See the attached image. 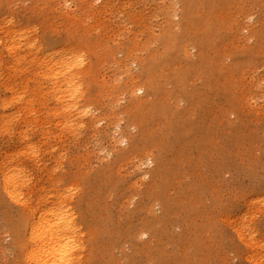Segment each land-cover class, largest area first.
Masks as SVG:
<instances>
[{
	"label": "rangeland",
	"instance_id": "rangeland-1",
	"mask_svg": "<svg viewBox=\"0 0 264 264\" xmlns=\"http://www.w3.org/2000/svg\"><path fill=\"white\" fill-rule=\"evenodd\" d=\"M63 1L0 0V20L3 18L9 27L13 22L26 28L28 33L31 30L32 36L36 33L40 42L48 38L65 42L70 37L77 39L87 27L86 39L105 42L104 45L112 52L118 53L117 59L132 47L134 39L141 45L147 38L148 28L154 31L156 38L162 37L166 29L161 6L156 0H100L93 2L89 12L82 9L81 2L85 0H68L66 7H62ZM242 2L239 9L235 10L233 5L230 11L249 30L243 31L244 36L238 35L217 49L216 52L228 57L221 71H214L211 85L203 92L201 106L194 108L191 116L183 114V122L176 126L178 113H183L188 107V102L183 100L174 107L173 132H168L169 122L154 113L157 101L154 94L149 95L135 113L134 117L138 118V122H134L135 129L129 118L120 116V128L114 132L116 135L126 132L132 139L138 134L139 127H143L145 135L142 139L145 140L136 151L130 148V144L119 145L121 150L130 149L128 159L116 165V171L102 172L108 162L115 160V156L109 154L108 143L112 141L113 133L105 123L89 134L80 132L83 137L80 133L72 134L77 136L74 139L67 131L59 132L62 126L42 125L45 117L35 122L36 115L27 117L29 112H25L15 116L18 127L7 134L10 138L0 133V164L5 159L4 153L8 156L12 152L9 155L14 156L8 158V162L13 159L12 164L11 161L6 162L27 168L30 186L35 185L39 189L34 194L31 187H28L31 194L27 193L28 188L25 189L24 198H30L22 202L34 204L40 197H45L46 202L57 194L55 189L61 185H76L72 193L60 195V201L70 209L82 235L79 238L81 251L77 256L80 260L75 264H264V204L256 202L264 199V53L254 55L251 61L228 74L232 71L234 58L244 62L254 47L256 40L250 37L252 31L264 29V0ZM129 7L135 10L134 18L130 16ZM68 32H72L71 36ZM158 47H162L160 41L156 45ZM14 51L8 54L12 55ZM209 54L217 56L215 52ZM102 57L100 79L113 81L120 74L119 70L126 67L113 65L107 52ZM136 66L129 65L134 76L139 75ZM183 74H186L185 69L181 71ZM195 84V89L202 87L201 81ZM31 88L28 83L27 98L31 96ZM167 88L174 93L180 92L171 85ZM139 96L142 94H137ZM119 98L117 107L120 115L127 109V102L123 95ZM109 102L110 98H99L97 106L100 107L96 114L108 112ZM147 105L153 107L145 110ZM12 111L6 113L10 115ZM23 117L26 118L25 124ZM186 126L188 130L185 132ZM97 129L98 133L95 132ZM18 131L22 132L26 142L31 141L44 151L42 154L45 153L48 170L44 167L39 169L43 155L35 163L28 162L31 149L27 146L23 150L25 157H21L19 152H24L18 142ZM118 135L116 139L121 140ZM161 137L164 146L169 144L170 147L164 159L167 177L156 164L130 163L129 156L140 151H150L153 157L158 158L161 148L157 141ZM8 139L12 142L7 143ZM57 166H62L61 170L56 171L54 168ZM57 180H61L60 183ZM156 180L160 182L152 192L149 189ZM152 199H156L157 204L150 212ZM0 200V207L5 205V209L0 208V264H20L21 250L15 245L11 226L19 220L22 210L18 203L4 194L1 184ZM250 201L254 203L249 205ZM3 211L8 213L4 215ZM2 216L9 218L2 219ZM148 229H153L156 236L147 233ZM137 233L141 235L137 236Z\"/></svg>",
	"mask_w": 264,
	"mask_h": 264
},
{
	"label": "bare ground",
	"instance_id": "bare-ground-1",
	"mask_svg": "<svg viewBox=\"0 0 264 264\" xmlns=\"http://www.w3.org/2000/svg\"><path fill=\"white\" fill-rule=\"evenodd\" d=\"M95 1L100 0H85V2H81L84 12H89L93 8V2L96 3ZM101 1L104 2V0ZM242 1L156 0L158 5L161 6L160 11L164 20L163 23L165 22L166 24L164 34L162 37L156 38L154 31L148 28L145 41L140 45V42L134 39L132 47L127 48L126 52L123 51L121 54L123 56L121 59H117L116 55L118 53L112 52L107 45H104L105 42H98L90 38L91 42L86 39L88 37L86 33L88 31L87 27L83 29V33L77 39L70 37L65 42L48 38L47 41L40 42L36 33L35 36H32L31 30L28 33L26 28H22L13 22L9 27V24L2 18L0 20V133L3 135L5 133L7 136L13 130L15 131L14 127H18L15 116H17V113L23 115L25 112H29L27 117L36 115L35 122H39L45 117L42 125L62 126L59 132L65 133L67 131L66 133L68 135L71 134L74 139L77 137L75 136L77 133L85 132V134H89L92 131L94 132L98 125L105 123L106 128L111 129V133H113L112 141H108V143H110L109 154L115 156V160L112 163L108 162L102 172L107 174L108 172L116 171V165L128 159V150L131 148L136 151L140 143L145 140L142 139L145 135V131L142 130L143 127H139L138 134L132 139L127 137L126 132H118L121 140L119 138L116 139L118 134L116 135L114 132L115 130L117 132V129L120 128V116L129 118L133 124L138 122V118L134 117L135 113L142 107L146 98L154 94L157 96L154 107L147 105L145 110L153 107L154 113L158 116H163L169 122L168 132L172 133L174 107L178 106L183 100L188 102V107L185 111L178 113L177 126L180 122H183L181 118L183 114L186 117L191 116V111L201 106V99L204 96L203 92L211 85L214 79L213 74L221 71L223 62L228 57L224 53L216 52L218 51L217 49L221 45L229 44L242 34L244 36L243 31L249 30L241 22H238L234 12L231 13L230 11L233 5H235V10L239 9V6L244 4ZM68 2V0H64L61 3L62 7L68 6ZM131 7H129L130 16L134 18L135 10ZM87 17L89 18V15ZM175 19H178V21H175ZM71 34L72 32H68V36H71ZM250 37L256 40L254 47L248 52L244 62L238 61L236 57L234 58L233 67L230 68L232 71L228 74L241 67L243 63L251 61L254 55L264 53V29L253 30ZM159 41L162 47L156 48ZM13 50L15 51L12 55L8 54ZM106 52L108 58L113 61V65L126 67L121 68L119 70L120 74L109 82L104 81V79L101 80V75L99 76L100 68H102V55ZM210 52H215L217 56H211ZM130 64L137 65L138 76H134V72L131 73ZM183 69H185V75H181ZM113 70L115 69L113 68ZM200 81L202 82V87L195 89V83ZM28 83L32 86L29 98H27ZM168 85L179 89L180 92L168 91ZM139 93L142 94L141 97H137ZM121 95L127 102L125 106V109H127L119 115L117 106ZM99 98L103 100L111 99L108 112L96 114L100 107L97 106L99 105ZM35 107L38 110H35ZM11 109L13 111L8 115L6 112ZM42 111H44V114ZM39 113L43 114V118H41L42 114ZM158 119L161 120L159 117ZM22 122L23 124L26 123L25 117H23ZM132 126L135 129V124ZM166 128L168 127L166 126ZM98 129L95 132L98 133ZM177 129H180L179 126ZM187 130L188 127L186 126L185 132ZM72 134H75L73 135L74 137ZM54 135L56 138V133ZM99 136L100 133L97 137ZM17 138H19L18 142L21 144L22 148H20L22 151L26 146L31 149L28 162L35 163L38 157L43 155L44 158L41 160L39 169L42 167L47 169L46 156L45 153L42 154L44 151L42 152L41 148L35 144L33 145L31 141L26 142L22 132L19 133ZM163 140V137H161L157 141L158 146L161 148L158 158L153 157L150 151H140L136 155L129 156L132 160L130 163L134 165L136 162H140L142 165L156 164L157 167L164 170L163 175L167 177L168 169L164 159L170 147L169 144L165 147ZM10 141H7V143ZM121 143L130 144V148L121 150ZM20 152L19 154L23 158L26 152ZM9 154H12V152ZM9 154L5 156L4 153L5 159L1 162L2 165L0 164V184L4 194L11 201L18 203L22 210L21 214L19 213V220L11 226L15 245L21 250H19L22 260L20 264H75L76 261L80 260H77V256L78 252L81 251H79V238H82V235L70 209L64 205L63 201H60L62 193L75 191V184H63L59 189L56 188L55 193L57 194H54L55 196L46 202L45 197H40V200L34 204L22 202L28 201L30 198H27L28 200L24 198L25 194L23 195V191L25 189L31 187L30 191L33 194L35 190L38 192L39 189L35 188V185L30 186V178L26 176L25 169L27 168L20 165L18 167L14 164L11 165L13 159L10 160L11 164H8L10 162H8ZM63 155L62 157L65 158ZM13 156H10V158ZM55 164L57 165L56 162ZM61 168L57 166L54 169L57 171V169L61 170ZM78 170L76 171L78 172ZM52 176L50 178L53 179L54 176ZM54 181L51 182L53 183ZM57 181L56 184L60 183L61 180ZM159 182L156 180L153 185L150 184L152 188L149 190L153 192ZM52 183H49L50 186H54ZM76 184L77 186L79 185L78 183ZM54 187L52 188L54 189ZM27 190L29 191V188ZM30 191L27 193H30ZM256 202L264 204V199H258ZM253 203V201H250L249 205ZM155 204H157L156 199H152L149 205L150 212L153 211ZM4 213L7 214L8 212L3 211L2 214ZM4 218L9 217L2 216V219ZM7 221L8 219H6V223H8ZM146 232L156 236L153 229H148ZM136 235L140 236L141 233ZM242 240L245 241L244 238ZM13 259L15 260L16 258Z\"/></svg>",
	"mask_w": 264,
	"mask_h": 264
}]
</instances>
